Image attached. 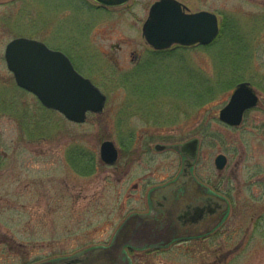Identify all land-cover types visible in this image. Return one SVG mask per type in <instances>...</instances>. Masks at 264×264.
<instances>
[{"label": "rangeland", "instance_id": "1", "mask_svg": "<svg viewBox=\"0 0 264 264\" xmlns=\"http://www.w3.org/2000/svg\"><path fill=\"white\" fill-rule=\"evenodd\" d=\"M154 1L130 0L119 8L88 11L80 0H0V91L8 100L6 108L0 105V198L4 197L0 200V264L21 262L23 248L15 245L17 241L30 243L29 258L38 264H62L63 260L44 261V257L61 253L83 257L91 245H107L110 241L112 252L107 254L105 264H129L121 252V241L112 245L111 237L124 214L129 213L123 210L122 202L140 171L139 162L142 160L146 167L151 157L168 155L137 143L140 135L150 131L159 142L169 137L174 141L203 137L201 154L207 161L223 152L230 156L231 163L239 161L240 183L248 177L254 184L260 182L258 177L264 174V131L250 129L255 124L252 120L260 114L249 115L242 127L232 129L219 125L213 113L227 102L232 90L225 88L232 75L218 82L221 69L229 70L231 65L245 64L248 59L255 80L264 79V0H181L192 9L206 6L222 10V15L236 4L239 14L223 20L226 30L213 45L176 47L158 55L151 51L142 33ZM234 23L237 28L229 30ZM17 36L44 41L51 48L66 46L68 40L67 52L77 59L79 71L106 94L104 110L75 123L45 108L35 95L18 87L4 57L6 43ZM68 37L75 41L70 44ZM136 54L145 63L142 67H136ZM136 77L155 93L167 96L161 101L160 96L155 97V103H164L155 108L167 110L170 103L177 107L176 103L187 100V112H173L171 122L155 125L136 110L138 104L126 109V99L131 96L125 78L142 82ZM198 93L206 98L202 104L194 100ZM121 118L126 120L123 128L138 136L128 161L119 158L116 166L97 161L93 177L77 175L65 161L69 142L75 141L86 151L95 149L99 155L104 139L117 144ZM201 124L207 126L199 131ZM164 135L167 137L161 138ZM26 178L30 180L29 195L25 201L20 200L26 204L25 209L11 207L6 197ZM257 198L255 192L249 201L252 213L264 214V201ZM134 204L133 199L127 201V207ZM245 221L249 224L250 219ZM262 227L260 235L248 238L229 258L221 252L234 245L222 243L216 248L203 245L200 258L176 250L160 255L159 260L135 250L129 251V257L133 264H264V221ZM96 257L95 263L100 262L101 256Z\"/></svg>", "mask_w": 264, "mask_h": 264}, {"label": "flooded vegetation", "instance_id": "2", "mask_svg": "<svg viewBox=\"0 0 264 264\" xmlns=\"http://www.w3.org/2000/svg\"><path fill=\"white\" fill-rule=\"evenodd\" d=\"M80 1L88 11L95 9L106 11L108 9L127 5L130 0L119 5H106L96 0H89V2L88 0ZM178 1L181 3L182 9L185 12L194 13L206 10L216 14L219 23V32L211 43L217 40L218 37H221L220 35L223 33L221 32V28L224 26L223 20L234 19V16L239 14L236 4H234V8L228 13H225L226 15H222L224 14L222 10L210 9L206 6L192 9L181 0ZM67 7H69L68 10H73L72 6ZM230 25L229 30L233 27L234 29L237 28L235 23ZM225 27L226 26H224V28ZM72 38L74 37H68L70 44L75 41L72 40ZM67 41L68 40H66V46L61 47V45H56L57 47H54V49L63 51L79 71L76 63L77 59L67 52V46H69ZM114 46L120 47L118 45ZM192 46L206 45L200 43L190 45L174 43L168 48L158 49L152 46L150 47L152 48L151 51L158 55L160 52L162 53L171 48H189ZM132 54H135V52H132ZM81 57L83 56L77 55V58L80 60L83 59ZM134 59L136 60V67L138 66V68L145 64L140 60V56L137 54ZM244 62L245 64L242 65H231L229 70L221 69V73L223 74L230 75V73H234V79H236L235 82L229 81L225 85V88H232L227 102L232 92L243 82L246 83V86L256 95V102L243 110L241 121L238 124H231L220 118V110L227 102L223 104L217 113H213V117L218 120L217 123H219V125L226 128L237 129L245 124L249 115L251 116L253 113L258 112L260 115L254 117L252 121H254L255 124H253L250 129L264 131V100L262 99V93L264 94V79L255 80L252 71H250V65L247 63L249 62L248 59ZM155 64L154 61L153 65ZM225 78H227V76L218 75V82H221ZM138 79L142 81L139 86L140 89H144L145 91H140L135 94L129 92L128 95L138 97L137 102L133 103V105L138 104L139 107H135L136 110L141 114H145L147 121H151L155 125H162V123L165 124L173 120L170 117L173 115V112H187V109H185L187 100H183L181 102L182 104L176 103L177 107H174L175 105L172 102L170 103L171 107L166 108L167 110L155 108L156 105H164L162 102L155 103V97L160 96L158 101H161L167 96L155 93L154 91H146L150 88L143 84L144 81L141 77ZM127 80L125 78V81ZM194 100L196 104H202L206 101V98L202 97V93H198ZM126 101L125 108L127 109L130 108L128 105L132 103H130L128 99H126ZM180 106H182V108ZM163 110H165L166 113H164ZM169 112H171V114H169ZM124 125H126V120L121 118L119 123V129H121L120 138L117 144L110 139L114 142L118 150V156L114 163H106L101 159L100 147L99 155H97L95 149L86 151L83 147L77 145L75 141L71 140L69 142L70 148L67 150L65 159L67 165L72 170L74 169L77 175L91 178L95 174L94 170L96 169L97 161H99L101 165L106 166H116L115 164L119 158L127 162L128 158L131 156L130 148L134 147L138 136L131 130L123 128ZM206 126V124H201L199 131L205 130L204 128ZM151 132L152 131L148 132L150 134L146 133L145 135H140L137 143L147 148L153 146L155 151L164 152L168 155L159 158L151 157L150 163L147 164L148 161L146 162V167L143 165L142 160L139 162L138 166L140 167V171H137L134 180L129 184L130 189L124 194L125 198L122 202L123 210L125 212L129 210V213L124 214L111 237L112 245L115 241H121V252L125 256L124 258H128L129 264H133L132 258L129 257V251L135 250L146 256L153 255L156 256L155 259H157L160 255L176 250L180 253H191L194 257L200 258L201 254H203V245L215 246L220 243L234 245L233 247L227 248L225 252H221L225 254L226 258H229L235 250L246 243L248 238L254 237L256 234L260 235L258 230L263 226L264 214L257 215L255 211L252 213V206L249 201H251V199L253 200L255 192L258 195L257 201H264V174L258 177L260 180L258 184H254L251 177L243 181L244 183H240L241 180H239L238 172L239 161L235 160L231 163L230 156L223 152H219L213 159L207 161V158L203 157L201 154L203 143L202 136V138L193 136L179 141L170 140L171 137H169V140L159 142L155 141L156 135ZM166 137L164 135L161 138ZM194 138L197 139L195 150L194 146H184L185 143ZM171 152L177 155L173 156L170 154ZM122 153L124 154L122 155ZM219 154H223L224 158L222 162L219 161L218 163L217 156ZM123 171L124 174H127L126 170ZM71 175L72 173L70 176ZM74 177L76 178L77 176L75 175ZM119 178L121 179L122 177L120 176ZM38 179L40 180V178ZM26 180L27 181L19 185L13 193H10V196L8 195V197H6L8 202H11V207L18 206L25 209L26 204H21L20 200L25 201L27 194L29 195L27 190L30 187V180L29 178H26ZM65 182L68 184L67 181ZM256 185L258 188H253ZM130 199H133L135 204L127 207V201ZM30 208L31 206H29V209ZM240 218L244 219L241 220ZM249 219V224H246L247 221L244 223V220ZM105 230L107 231V228ZM12 241H15L14 238ZM16 243L15 245L23 248V254L21 253V262L15 264H38V262H32L29 258L30 250H32L29 242L17 241ZM108 243L110 244V241ZM109 244L91 245L87 248V251H85L87 253L84 254L83 257L64 255L60 252L61 254L59 255L45 256L44 261L72 258L74 259L73 262H66L64 264H105L108 256L107 254L112 252V249L110 250L111 245ZM9 245L10 248L11 246L13 247L12 243ZM200 245L202 246L201 248L199 247ZM214 248H216V246ZM97 255L101 256L99 258L100 262L95 263V260H98L96 257ZM88 258H90L91 261L87 260ZM157 260H159V258Z\"/></svg>", "mask_w": 264, "mask_h": 264}, {"label": "water", "instance_id": "3", "mask_svg": "<svg viewBox=\"0 0 264 264\" xmlns=\"http://www.w3.org/2000/svg\"><path fill=\"white\" fill-rule=\"evenodd\" d=\"M106 5H119L127 0H96ZM219 23L215 13L183 11L178 0H156L142 25L146 41L154 48H167L174 43L190 45L208 44L217 36ZM8 69L18 86L34 93L43 105L60 111L67 119L84 122L88 112H100L106 95L91 79L83 76L61 50L49 47L45 42L24 36L9 40L4 49ZM256 95L240 85L232 92L229 101L221 108L220 118L231 124L241 121L243 110L256 102ZM194 138L184 146H194ZM118 150L110 139L100 145V157L106 163H114ZM223 154L217 156L222 162ZM63 263L74 259H62ZM71 264V263H70ZM76 264V263H74Z\"/></svg>", "mask_w": 264, "mask_h": 264}, {"label": "trees", "instance_id": "4", "mask_svg": "<svg viewBox=\"0 0 264 264\" xmlns=\"http://www.w3.org/2000/svg\"><path fill=\"white\" fill-rule=\"evenodd\" d=\"M224 30H225V28H224V26L221 28V32H224ZM222 34L223 33H221V35L220 36H222ZM219 38L220 37H218L217 38V40H215L213 43H211V45H213L215 42H217L218 40H219ZM210 45V44H209ZM208 46V45H207ZM219 75L221 76V75H224V76H227L228 74H223V73H219ZM230 75H232V77H231V79L229 80L230 82H235V80L236 79H234V73H230ZM139 77H136V79H138ZM139 80V79H138ZM128 81V83H127V86H128V88H129V90H130V92H132L133 94H135V93H137V92H140V91H145L144 89H140V83H142V82H138V81H133V80H131V79H129V80H127ZM141 81V80H140ZM146 91H153V89H149V90H146ZM2 95V93H1V91H0V105H2L4 108H6L4 105L6 104V105H8V100H6V98L5 97H2L1 96ZM135 98V96H131L130 97V99H128V101H130V103L131 102H133L134 100H137V99H134ZM131 106H133V103L132 104H130V105H128V107H131ZM21 114V113H20ZM20 114H18V115H20ZM122 150H123V148H122Z\"/></svg>", "mask_w": 264, "mask_h": 264}]
</instances>
